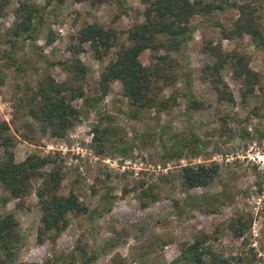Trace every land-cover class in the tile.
I'll use <instances>...</instances> for the list:
<instances>
[{"label":"rangeland","instance_id":"374dc122","mask_svg":"<svg viewBox=\"0 0 264 264\" xmlns=\"http://www.w3.org/2000/svg\"><path fill=\"white\" fill-rule=\"evenodd\" d=\"M34 1L46 8L33 42L12 33L16 0L0 17V121L9 126L15 162L32 154L48 156L64 174L59 193H74L87 211L70 216L54 242L38 243L41 212L34 193L19 202L0 188V198L6 199L0 204V216L12 214L21 237L12 264H170L184 244L204 234H218L217 242L211 243L218 254L240 256L243 264H264V51L256 49L248 37L233 42L221 39L220 30L230 28L237 12L227 9L198 25L186 53L178 57L189 73L195 99L202 102L200 109L186 110L179 82L162 94L176 98L168 111L134 115L115 82L97 103L75 101L79 121L62 138H55L28 117L27 86L33 87L46 74L64 81L58 63L69 57L71 37L83 26L98 23L113 28L124 40L126 31L142 22L144 6L139 0H127L123 7L75 0ZM254 6L264 33V0H255ZM50 38L53 41L47 43ZM210 42H220L225 51L249 55L250 66L260 77L251 99L241 100L228 70L222 75L234 104L219 103L210 86L200 81L201 69L209 60L204 49ZM80 59L88 69L85 97L98 99L99 76L109 58L97 61L85 47ZM140 61L148 65L149 52ZM191 134L204 146L200 155L166 159L175 141ZM211 163L220 166L212 187L186 192L179 177L181 168ZM138 183L154 186L158 199L141 202L138 192L132 191ZM201 194L221 197L210 200L213 210L207 211L194 199ZM195 202L199 207L193 206ZM108 205L106 212L103 208ZM236 214L251 218V227L238 239L227 228Z\"/></svg>","mask_w":264,"mask_h":264},{"label":"trees","instance_id":"16d2710c","mask_svg":"<svg viewBox=\"0 0 264 264\" xmlns=\"http://www.w3.org/2000/svg\"><path fill=\"white\" fill-rule=\"evenodd\" d=\"M12 0H0V17ZM88 1L91 6L114 4L123 7L127 0H75ZM144 6L142 22L134 23L127 31L126 38L110 27L98 23L86 24L71 37L67 48L69 57L59 62L65 74L62 82L46 74L38 79L34 86H27L26 113L43 132L52 137L62 138L66 131L79 121V110L74 102L83 99L86 103L99 102L100 97L108 94L113 83L121 85V95L127 100L134 115L142 111H168L174 106L176 98H164L166 89L183 83V97L187 102V111H196L202 102L195 99L191 91L189 73L178 59L185 54L198 25L215 15L223 14L227 9L237 12L230 28H222L221 39L229 41L250 39L258 50L264 51V33L260 24L255 0H139ZM15 21L12 33L15 37L24 36L35 41L42 23L45 5L34 0H16ZM199 24L193 25L194 20ZM221 27V24H218ZM50 38L47 43H51ZM87 47L93 58L103 61L109 58L98 80L99 98H86L83 81L88 69L80 59ZM149 52V64L143 65L140 57ZM204 54L208 62L203 66L199 79L208 84L219 103L234 104V96L224 81L223 72L228 70L231 79L238 84L243 102L251 99L259 86L260 77L250 66L249 55L244 51H225L220 42H210L205 46ZM91 100V101H90ZM9 126L0 121V188L8 193V198L23 201L32 193L37 198L41 212L37 230V242H54L67 228L70 216L85 213L86 207L78 197L70 192L59 193L64 174L61 168L54 166L48 156L29 155L23 162L16 163L12 153V138L8 135ZM168 151L166 159L181 158L184 155L196 157L204 150L199 138L191 134L188 138L175 141ZM220 166L197 165L182 167L179 172L181 184L186 192L193 189L206 190L216 182ZM155 187L138 183L133 192L137 197L154 202L158 199ZM221 194H201L194 197L200 200V207L213 210L211 201H217ZM227 197V196H226ZM211 200V201H210ZM6 199L0 198V204ZM111 204V201H108ZM144 203V202H143ZM146 205V204H143ZM193 206L199 207L195 202ZM110 211V205L104 206ZM101 214V213H100ZM251 227V218L236 214L227 228L234 238H241ZM218 233V232H217ZM204 234L192 244H184L180 256L170 264H243L239 257H224L211 245L217 242V236ZM21 246L18 223L12 214L0 216V264H12L17 250ZM38 264V263H31ZM41 264H50L44 262Z\"/></svg>","mask_w":264,"mask_h":264}]
</instances>
